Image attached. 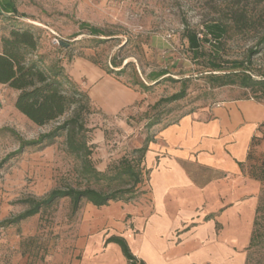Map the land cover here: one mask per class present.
Wrapping results in <instances>:
<instances>
[{
  "label": "rangeland",
  "instance_id": "obj_1",
  "mask_svg": "<svg viewBox=\"0 0 264 264\" xmlns=\"http://www.w3.org/2000/svg\"><path fill=\"white\" fill-rule=\"evenodd\" d=\"M6 1L15 4L16 13L2 10ZM236 14H243L250 26L237 29ZM82 23L111 36L92 37L88 30H80ZM215 23L225 25L227 34L217 44L203 42L206 36L213 40L207 28ZM27 27L39 37L37 54L45 55L47 61L60 59L88 96L82 100L90 109L83 113L90 158L97 170L110 175L125 158L137 164L142 154L136 150L148 145L158 128L229 97L256 98L258 93L252 89L213 88L206 78L211 61L243 60L255 50L253 72L264 74V45L257 47L264 35V0H0V51L4 37ZM192 33L199 37L198 50L189 45ZM61 42L70 46L64 49ZM158 72L167 75L153 82L150 75ZM140 81L150 89H142ZM184 84V99L158 105ZM18 94L0 84V163L19 150L20 138L36 139L55 126L39 127L21 114L15 107ZM154 122L158 124L151 125ZM6 128L17 137L3 131ZM65 140L63 136L44 149H28L4 165L0 264H127L121 248L107 243L113 236L122 237L133 252L136 233H127L128 218L120 217L126 207L117 204L127 202L96 207L84 201L73 212L71 201L63 199L34 217L7 224L28 210L22 203L28 198L43 199L67 186L110 189L107 180L88 182L80 175L81 161L67 152ZM124 182L110 187L132 185L130 178ZM256 231L259 237L254 246L249 243L224 264H264V205Z\"/></svg>",
  "mask_w": 264,
  "mask_h": 264
},
{
  "label": "crops",
  "instance_id": "obj_2",
  "mask_svg": "<svg viewBox=\"0 0 264 264\" xmlns=\"http://www.w3.org/2000/svg\"><path fill=\"white\" fill-rule=\"evenodd\" d=\"M264 99L229 97L158 128L126 207L146 264H224L250 243L264 188Z\"/></svg>",
  "mask_w": 264,
  "mask_h": 264
},
{
  "label": "trees",
  "instance_id": "obj_3",
  "mask_svg": "<svg viewBox=\"0 0 264 264\" xmlns=\"http://www.w3.org/2000/svg\"><path fill=\"white\" fill-rule=\"evenodd\" d=\"M2 10L9 13L17 12L15 4L8 1L4 3ZM234 18V24L237 29H244L250 26L243 14H236ZM84 29L88 30L92 37L111 36L105 35L103 30L88 23L80 24V30ZM207 29L208 35L213 38V40H209L207 36L203 38V42L208 43L214 41L217 44L228 32V28L221 23L212 24ZM188 41L190 47L194 50L199 49L200 40L197 34H188ZM61 43L64 49L70 46V44L65 42ZM260 45H264V35L259 39L257 47H260ZM38 50L39 37L29 27L14 29L9 36L4 37L2 39V50L0 51V84L7 85L9 88L19 92L15 107L32 123L39 127L49 124H55V126L48 132L40 134L36 139L22 140L20 138L19 150L10 153L0 163V173L6 163L20 157L28 149H44L54 144L57 139L65 136L67 152L81 161L80 175L88 182L107 180L110 183L108 184L110 189L98 190L91 187L67 186L63 189L53 190L43 199L28 198L22 202L29 206L28 210L16 219L7 222V224H17L34 217L43 209L50 208L63 199H69L72 204V211L77 212L84 201L90 202L96 207H103L109 205L110 202H129L138 195L144 194L145 178L143 177V172L145 169L143 165L142 170L140 167L148 145L136 150V152H141L142 154L137 164L125 158L120 161L119 165L115 166V172L112 175L97 170L90 158L91 150L87 142L88 129L83 117L85 110L88 113L90 112L88 103L82 100H88V96L80 91L76 83L67 74L60 59L55 58L47 61L45 55L37 54ZM257 53L255 50H251L250 55L243 60L211 61L212 69L206 77L208 82L213 88L239 86L245 89H252L255 94L258 93L256 95L257 99H264V74H255L252 67L251 57ZM119 66L116 65V67ZM122 71L124 70L122 69L120 72ZM166 75V72H158L151 74L150 78L153 82H156ZM137 84L144 90H148L151 87L142 81L137 82ZM186 95V84H184L180 92L170 97L162 98L158 105L174 103L184 99ZM155 124H158V122H154L151 125ZM3 131H9L17 137L14 130L6 128ZM261 172L264 181V162ZM126 178L131 179V186L116 189L110 187L112 183L118 181L125 183ZM263 197L264 188L256 208L250 247L254 246L255 241L259 237L256 226L263 211ZM107 243H115L121 248L127 264H146L133 254L124 238L113 236Z\"/></svg>",
  "mask_w": 264,
  "mask_h": 264
},
{
  "label": "built area",
  "instance_id": "obj_4",
  "mask_svg": "<svg viewBox=\"0 0 264 264\" xmlns=\"http://www.w3.org/2000/svg\"><path fill=\"white\" fill-rule=\"evenodd\" d=\"M251 98L253 99L254 97H251ZM260 130L262 133H264V124L261 126Z\"/></svg>",
  "mask_w": 264,
  "mask_h": 264
}]
</instances>
